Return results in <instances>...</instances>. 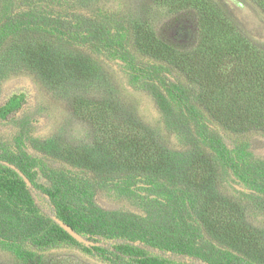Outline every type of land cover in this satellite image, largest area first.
Masks as SVG:
<instances>
[{
    "label": "trees",
    "instance_id": "trees-1",
    "mask_svg": "<svg viewBox=\"0 0 264 264\" xmlns=\"http://www.w3.org/2000/svg\"><path fill=\"white\" fill-rule=\"evenodd\" d=\"M99 2L0 0V80L13 73L79 90L74 108L96 131L90 147L45 149L62 163L47 185L30 177L26 153L0 148V251L12 264H78L53 253L67 247L107 264H264V231L251 219L253 210L264 211V156L253 137H264V46L228 0H152L180 20L171 40L152 20ZM252 2L264 15V0ZM185 14L195 20L193 36ZM112 56L139 78L159 123L117 112ZM89 85L103 94L86 97L80 91ZM26 103V93L10 95L0 104V124L17 120ZM17 123L32 126L26 116ZM232 176L251 192L233 194ZM138 182L155 193L136 209L100 203L107 188ZM54 215L94 244L76 240Z\"/></svg>",
    "mask_w": 264,
    "mask_h": 264
},
{
    "label": "rangeland",
    "instance_id": "rangeland-1",
    "mask_svg": "<svg viewBox=\"0 0 264 264\" xmlns=\"http://www.w3.org/2000/svg\"><path fill=\"white\" fill-rule=\"evenodd\" d=\"M99 4L105 9L117 11L122 15H130L141 19L152 20L158 27L160 34L173 39L176 35L178 16H168L166 12L157 9L152 0H99ZM242 1H245L244 4ZM231 7L241 17L245 29L252 35L256 43L264 46V15L252 7L257 5L252 0H228ZM247 3L251 6H248ZM181 16V15H180ZM183 22L195 29L193 15L185 14L181 18ZM190 45L195 37H191ZM112 70L111 92L118 97L120 104L117 105V112L129 113L133 111L134 119L144 125H155L159 123V113L152 98L142 89V86L127 64L112 56L108 59ZM142 76L139 72L138 77ZM86 97H99L101 92L99 86L89 85L81 89ZM16 92H24L27 95V103L24 109L17 115L19 118L28 117L32 122L29 130L22 129L17 120L0 124L1 151H12L14 153H26V161L30 166V177L39 184H49L47 174L62 163L58 160L47 157L46 150L51 144L65 146L90 147L94 143L95 128L86 118L75 110L73 99L77 92L71 88L64 89L60 86L38 84L30 76L15 75L0 80V104L10 95ZM110 92V94H111ZM109 93V92H108ZM257 140L259 153L264 156V137L254 133ZM174 143L179 140L174 138ZM7 143V144H6ZM74 173L81 175L73 167H69ZM229 190L233 194L238 192L249 193L251 190L241 180L232 176L228 181ZM155 189L141 182L129 187H109L101 193L99 201L109 208L136 209L140 200L147 197H154ZM36 202L43 214L52 215V207L46 199L34 192ZM164 197V195H161ZM253 223L264 231V211L255 209L252 211ZM107 242V241H106ZM54 254L74 260L78 264H107L95 257H92L80 249L67 247L53 251ZM176 259H181L177 256ZM0 264H12L10 256L0 251Z\"/></svg>",
    "mask_w": 264,
    "mask_h": 264
},
{
    "label": "water",
    "instance_id": "water-1",
    "mask_svg": "<svg viewBox=\"0 0 264 264\" xmlns=\"http://www.w3.org/2000/svg\"><path fill=\"white\" fill-rule=\"evenodd\" d=\"M5 165L10 166L11 168L15 169L16 171H18V173L21 175V177L24 179V181L26 182V184L29 187H32V182L30 181V179L26 176V174H24V172H22L18 167H16L14 164H11L7 161H4ZM52 218L64 229L66 230L72 237H74L76 240H78L79 242L85 243L87 245L89 244H94L93 241L88 240L84 235L78 233L76 230H74L70 225H68L67 223H65L62 219L58 218L56 215L52 216Z\"/></svg>",
    "mask_w": 264,
    "mask_h": 264
},
{
    "label": "built area",
    "instance_id": "built-area-1",
    "mask_svg": "<svg viewBox=\"0 0 264 264\" xmlns=\"http://www.w3.org/2000/svg\"><path fill=\"white\" fill-rule=\"evenodd\" d=\"M187 261H189V259H187Z\"/></svg>",
    "mask_w": 264,
    "mask_h": 264
}]
</instances>
